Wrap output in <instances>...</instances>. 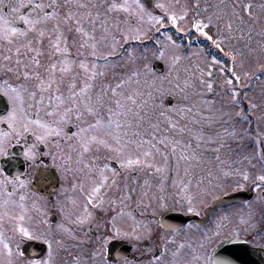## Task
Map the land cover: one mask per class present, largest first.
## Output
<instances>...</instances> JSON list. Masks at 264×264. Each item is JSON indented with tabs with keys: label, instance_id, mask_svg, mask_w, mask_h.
I'll use <instances>...</instances> for the list:
<instances>
[{
	"label": "flooded vegetation",
	"instance_id": "obj_1",
	"mask_svg": "<svg viewBox=\"0 0 264 264\" xmlns=\"http://www.w3.org/2000/svg\"><path fill=\"white\" fill-rule=\"evenodd\" d=\"M232 1L199 0L200 8L197 9L199 16L193 17L191 9L197 0H140L148 10L157 15L162 11L156 7L159 3L173 4L178 10L180 6H188L189 15L186 19L189 22L188 25H178L184 29L181 32L184 37L183 42L197 38L198 40L194 42L200 44V47H203L208 55H216L217 49L211 44V41L192 28V23L195 19L206 20L212 14L211 12L202 13L205 4L209 5L208 9H212L214 8L212 6L223 5V3L225 7L230 6ZM240 1V4L251 2V0ZM9 2H13V0H9ZM112 2L132 3L133 0H69L72 6L71 10L77 15L67 21L61 18L59 21L51 20L45 25H38L37 27L42 28L44 32L42 36L40 32L30 30L27 40L31 41V46L36 49V52L21 48L20 55L24 57V62L28 63L30 67L36 68V65L27 57H36L39 53L40 66L37 70L43 75L51 62L67 61L57 64L56 73L58 77L61 75L59 72L61 67L70 70L64 74V84L61 85V90L67 91L70 82V77L67 76H71L72 73H80L81 84L84 69L79 67L80 62L93 63V58L90 56L93 41L77 30L79 27H83L85 31L91 33V25L85 15L87 11H92L93 15L96 11L107 12L108 14L109 31L107 35L109 39L100 40L101 35L104 34L99 27L103 17L97 18L96 31L92 34L95 35L98 48L101 51L106 50L111 45L112 36L118 38L119 46L115 49L116 55L109 57V59L129 58L132 50L137 48V42H143L140 41L142 39L147 42L144 48L154 47L155 28L164 33L163 27L172 25L165 22L163 25L157 24L151 27L149 24L152 21H149L147 17L138 24L135 16H129L123 9L108 11L107 5ZM262 2L261 0L258 5ZM44 3H55L61 17L66 15L69 10L68 7H61L65 4V0H44ZM77 4H87L89 8H77ZM93 5L95 7H92ZM46 10L51 11V9ZM257 14L259 16V10ZM76 19H82L83 22L77 25ZM116 21H119L120 29L139 26L146 32V35L139 40L119 39L121 32L114 27ZM57 22L59 29L55 28ZM13 26L26 27L22 21H14ZM57 37L61 38L60 47L62 49L67 47L68 51L53 55L51 45L55 43ZM213 38L215 39L214 35ZM25 42V40L18 41L21 44ZM81 44H84V47H81ZM9 47L12 48L11 53L8 52ZM15 47V44L8 45L7 42H0V63H4L3 55H11L12 63L15 62ZM96 63L99 65V69L104 70L105 62L103 59H97ZM258 75L264 76V73L258 71ZM3 76L4 73L0 72V78ZM251 90L250 88L247 92ZM242 99L244 104L243 117L248 120L247 129L250 136L256 140L257 158L258 162L260 161L261 169L264 167L261 163V158L264 156V140L253 129L255 124L253 118L257 108H261V112H264V102L261 100L260 103L256 98H251V103H249L246 98ZM157 102L160 103L159 99ZM2 103L3 98H0V112L3 110ZM9 108L8 102L7 111ZM7 111L1 112L0 115H6ZM41 116L43 117V112ZM262 116L264 119V114ZM79 127H84L83 121L78 122L71 113L69 119L63 124L59 136H50L41 142H37L31 134H25L18 138H14L12 135L7 137L9 141L5 144L7 154L0 155V169H3V173H0V202L9 199L7 193L11 192L13 195L14 188H18V193L28 199L23 201V206L26 209L27 206L35 207L42 201L49 205L57 201L67 202L63 208L57 206L58 208L52 209V212L44 218L40 214L36 216L34 210L26 211L25 226L29 228V236L13 235L10 231L13 226L8 225L10 222L8 220L0 222V228L11 237L13 248L16 251L18 248L19 252L23 253V256L19 255L18 252L14 253V256L11 257L13 264H25V261L48 260L49 258L52 264H73L74 261L76 264H82L87 255L100 250L101 244L103 245L102 255L92 256L95 264H104V262L107 264H158L156 258H159L160 264H164L165 261L170 262L172 260V253L176 252L177 249H180L177 256L181 260L195 256L197 259L194 264H210L211 261L224 257L234 260L236 264H264V193L258 191L254 184L246 189L237 188L221 194H213L216 189L203 192V186H206L207 182L195 178L177 177L181 171H184L186 166L184 163L179 165V169H177L178 164H176L171 169L167 168L164 171H156L155 165L152 163H149L152 165L151 167L141 165L124 168L114 153L111 155L103 149L100 150L101 146L97 147L95 144L90 147V151L83 153V162L79 164L83 171H79L77 170V158L78 154L81 153V148L76 135ZM8 131L6 123H0V133ZM99 135L103 137V132H100ZM26 147L31 149V155L26 156L24 154ZM65 157L70 159L66 160ZM93 157H97V159L94 161ZM93 163L98 167L107 163L109 168L105 170L104 174L111 177L114 171L119 187H113L104 192V206L101 207L93 202L88 207L91 216L83 219L85 201L80 188L82 185L84 191L87 192L91 185L89 176L93 179L98 177V172L95 170L89 172L87 168L88 164ZM195 170L200 171L201 169ZM192 171L194 173V168ZM195 175L202 176L200 173ZM5 176L9 178L7 184L2 183ZM13 179L24 181V187L20 188L11 183ZM162 182L163 184L160 185ZM173 182H180L181 188L173 189L177 190L175 200L172 197L171 203L165 205L167 202L164 200L166 186ZM108 184H112L111 179H109ZM125 184L136 189L131 199L123 205L109 204V199L118 198L122 190H127L124 187ZM73 185L76 187L74 188ZM184 185H188V188L185 189ZM215 186L213 185V187ZM239 190L248 191L249 194L246 195V199L234 202H217L219 199ZM185 191H187V195H192L195 198V210L190 213L186 210L187 199L181 195ZM25 193H28L29 197ZM202 196L205 198L201 199ZM12 197L10 199H13ZM18 202H20V197H18ZM161 203L162 205H158ZM247 209L248 211L254 210L252 214L260 222L258 227L250 229L245 226L240 227L243 220L248 221L250 219L246 212ZM62 210L66 211L67 214L65 221H63ZM168 212L171 213L172 218L170 220L162 219L163 215ZM252 214L251 216L254 217ZM113 215L117 216L115 225L116 228L120 229L119 232L113 227ZM27 218H32L35 226H29L31 223L27 222ZM56 241H60V244L58 245ZM165 243L168 252L161 256ZM50 247L51 257H49Z\"/></svg>",
	"mask_w": 264,
	"mask_h": 264
},
{
	"label": "snow or ice",
	"instance_id": "obj_2",
	"mask_svg": "<svg viewBox=\"0 0 264 264\" xmlns=\"http://www.w3.org/2000/svg\"><path fill=\"white\" fill-rule=\"evenodd\" d=\"M261 9H264V3L258 5ZM57 5L55 3H44V0H0V42H7L8 45L15 44V53L16 60L12 63L11 55H3L4 63H0V72L4 73V76L0 78V93L5 95L10 104V108L7 111L6 115H0V123H6L9 131L0 133V155H6L5 144L9 141L7 137L12 135L14 138L24 136L25 134H31L35 137L37 142L45 141L50 136H59L62 132L63 124L69 119L71 113H75V117L79 122L81 117L91 116L92 122H85L84 127L78 128L79 146L81 148V153L78 154L77 158V170L83 171V168L79 167V164L83 162V153L90 151V146L95 144L97 147L103 146L106 149L111 150L116 157L119 159V163L124 168H131L133 166L147 165L149 164V157L152 156L153 150L159 151L156 148V145L153 143L155 135L151 138L144 139L140 137L138 139H132V136L138 135V128H131L133 122L139 124L138 120H134L136 116L139 115V112H133L132 108L137 107V99L135 94H125L123 86L126 84V79H119L114 85L111 83L101 84L100 88L93 94L92 89L95 87L94 81L97 77H103L105 71L99 69V65L96 63L97 59H103L105 65L108 63L109 57H115V49L119 46L118 38L112 36L111 45L104 51H101L98 48V42L96 41L95 33L97 26V18L103 17L100 21L99 27L104 33L101 35L100 40H108L107 35L109 27L107 24L108 14L107 12L101 13L96 11L93 15L92 11H87L85 15L88 17V23L91 25V33L85 31L83 27H79L77 30L85 37H89L93 43L91 45L92 51L90 56L93 58V63L91 68L88 64H85L83 61L80 62L79 67L84 69L82 86L77 87V78L81 75L80 73H72L70 82L67 87V94L61 91V85L64 84V74L68 73L70 70L66 67H61L59 72L61 75L57 76V64L66 63L67 61H53L49 64L48 68L45 70V74H41L37 69L40 66V60L38 58L39 53L36 57H27L28 60L32 61L36 68L30 67L28 63L24 62V57L20 55L21 48H24L31 52H36V49L32 48L31 41L27 40V36L30 30H35L40 32L42 36L44 34L42 28H38V25H45L51 20L59 21L61 18L64 20H70L77 13L71 10V5L69 0H65V4L61 7H68L67 14L61 17V14L57 11ZM77 8L88 9L87 4H77ZM92 7H95L94 5ZM157 8L162 10L159 15L148 10L145 7L144 3H141L140 0H133L132 3H116L112 2L107 5L108 11H115L123 9L128 13L129 16H135L137 23L142 22L145 17L149 21H155V23L163 25L165 22L172 25H179L184 19L189 15L188 6H180L179 10L173 4L170 3H159L156 5ZM209 5H204V10H207ZM217 10L209 15L205 23V19H195L192 23V28L196 32L200 33L206 37L211 44L215 46L216 49L224 51V47L229 50L225 55L230 56L232 60V68L228 78L224 80V84L229 86V92L232 95V99L235 101L238 94V89L236 85H233V80L239 84L241 77H248V71L243 70L245 60L251 57V54L254 52H259L261 56H264V27L261 28V41L258 45V48H252L248 45L244 47L247 49L248 57H245V53L238 51L236 48L232 47L233 39L238 37L246 36L248 41L251 42V33L253 32V26L256 23L254 16V4L251 2L241 3L239 5L232 4L225 8H220L219 6H212ZM200 8V2L197 0L194 7H192L193 17H198L199 12L197 9ZM46 9H51L47 11ZM222 17H228L224 21V28H218L213 35H209L208 31H205L206 28L210 27L216 21L221 20ZM252 20L251 23L248 21ZM14 21H22L26 26L24 28L13 26ZM82 19H76V24L80 25ZM127 23V21H125ZM241 25H246L247 32H245L244 27ZM114 27L121 32L119 39H133L139 40L142 36L146 35V32L142 30L139 26L137 27H128L127 29H120L119 21L114 23ZM56 29H59V23L55 25ZM180 31H184L183 28H179ZM19 40H25V43H18ZM169 41H172L171 36L168 37ZM61 38L57 37L55 43L51 45L52 54L67 52V47H60ZM87 43V41H85ZM157 44L160 41L156 42ZM175 45V41H172ZM222 45L224 47H222ZM84 47V44L80 45ZM178 47V46H177ZM161 57L164 55L163 48L159 49ZM8 52H12V48H8ZM240 57V68H237V58ZM174 61L181 59L179 55H174ZM210 63L207 64V75L208 77L212 76V68L214 65L222 64V61L217 59L216 55L209 56ZM227 66L219 67V72L224 73ZM258 71L264 73V63H260L258 66ZM239 71V74H237ZM203 74V72H202ZM132 76H138V72H132ZM11 80V82H10ZM204 86L211 91L212 82L201 81ZM111 93V95H109ZM128 102L131 103L132 107L128 106ZM251 103V102H249ZM43 112V117L41 113ZM130 117H132L130 119ZM176 125L173 124L172 127ZM131 128V132L129 129ZM100 132H103V137L99 135ZM111 139V143H109ZM147 145V147H145ZM199 146V145H198ZM222 146V145H221ZM175 149L176 145H172ZM31 155V149L26 147L25 153ZM64 159H70L65 157ZM94 161L97 157L92 158ZM261 163L264 165V156L261 158ZM87 168L89 172L95 170L99 173L98 177L93 179L89 176L91 180L90 189L85 192L83 186L81 185L80 191L84 194V205L83 212L85 215L83 219H87L91 216V213L88 212V207L95 202L101 207L104 206L105 196L104 192L109 191L113 187H119L116 180V173L113 171L111 177L105 175L104 172L109 168L107 163H104L102 167H98L95 163L88 164ZM159 171V169H155ZM0 173H3V169H0ZM226 175L239 176L241 180L248 181L250 179V173L242 170H235ZM209 181L208 186L202 189L203 192H208L209 189L215 190L213 187V174L208 173ZM109 179L112 180V184L109 185ZM214 179L219 180V177ZM2 183H9V178L4 177ZM11 183L15 184L17 187L23 188L24 181H17L13 179ZM252 183L255 185V188L258 191L264 193V167L260 169V173L255 176V179L252 180ZM147 184V181H145ZM217 185L216 187H218ZM239 187H243V184H239ZM75 188L76 185H73ZM125 189L120 192L118 198L109 199L108 203L112 205H123L126 201L130 200L132 195L135 193V188H130L125 184ZM184 188L187 189L188 185H184ZM15 191V188L13 189ZM183 198L187 199L186 210L187 212H193L194 207V196L187 195L186 193H181ZM12 193L8 192L7 197L0 202V222L5 221L6 219L10 221L13 225L10 230L13 235L19 234L21 237L29 236V228L25 226L27 211L23 206V201L25 197L20 196V211L17 213L14 209L10 208V205H15L16 201L11 200ZM117 219L116 215L112 216L113 227L117 232L120 231L119 228H116L115 221ZM78 220L80 218L78 217ZM171 239V238H169ZM59 245L60 241H56ZM183 247V246H181ZM103 250V245H100V250L96 251L90 255H87L83 260L82 264H95L92 259V256H101ZM180 249H177L176 252L172 253V260L165 261L164 264H194V261L197 259L195 256H192L190 259L181 260L178 258L177 254ZM19 255L23 256L22 252H19ZM168 252L167 244L161 252V256H164ZM7 254L8 260L6 264H13L11 257L14 255L13 246L11 243V237L5 234V231L0 228V254ZM51 247L49 252V257H51ZM158 264H160L159 258ZM2 264V262H0ZM25 264H52L51 259L48 260H34V261H25ZM73 264H76L74 261ZM107 264V262H104ZM210 264H236V262L228 257L218 258L210 262Z\"/></svg>",
	"mask_w": 264,
	"mask_h": 264
},
{
	"label": "rangeland",
	"instance_id": "obj_3",
	"mask_svg": "<svg viewBox=\"0 0 264 264\" xmlns=\"http://www.w3.org/2000/svg\"><path fill=\"white\" fill-rule=\"evenodd\" d=\"M260 1L251 0V3L255 6L254 12L256 13V16L252 18L256 23L251 33V42L248 41L246 36L238 37L232 41V47L245 53V57H248V53L244 46L248 45L252 48H258L262 39L260 33L261 28L264 27V9L258 6ZM262 1L264 3V0ZM240 2V0H233L232 4L239 5ZM217 6L225 8L224 3ZM216 10V8H207V11L202 9V13H213ZM258 10L259 16L257 14ZM227 18L222 17L219 21L214 19V23L206 28L205 31H208L209 35H213L218 28H224V21ZM186 19L179 24L187 26L189 22ZM206 22L207 20H205ZM248 22L251 23L252 20ZM156 25L155 21L149 24L151 27ZM177 27L181 28L180 26ZM241 27H244L246 29L245 32H247L246 25H241ZM169 36H171L172 41H175V45L168 40ZM176 38L177 33L175 31L156 33L155 39L160 41V43H155L154 47L141 48L137 46V48L132 50L129 58L108 59L107 65L104 63L105 75L96 78L92 92L94 94L101 84L111 83L114 85L119 79H126L127 82L121 90L125 94L136 95L137 107L132 108V111L139 112V115L134 118V120L139 121V124L133 122L131 125V128H138V135L132 136V139L140 137L148 139L153 134L155 135L153 143L159 151L153 150L152 156L148 158L149 163L155 165V169L158 168L159 171H164L167 168L171 169L176 164H178L177 169H179V165L184 163L186 165L185 169L177 177L184 179L195 178L207 182L206 186H203L204 189L208 186V173L211 172L213 174V185H219L214 187L216 190L213 191V194H221L237 188L246 189L253 184L252 180L260 173L261 165L257 158L256 140L250 136L247 129L248 120L243 117L244 104L242 98H246L249 100L248 102H250L251 98H256L260 103L261 100L264 102V76L258 75L257 70L259 64L264 63V56H261L257 51L245 60L243 70L248 71L249 75L248 77L242 76L239 84L233 80V85H236L238 89L237 98L234 101L229 92V86L224 84V80L229 77L232 68L231 57L225 55L229 49L222 45L224 51H221V53L218 51L217 53V59L222 61V64L214 65L212 76L208 77L206 66L210 63V59L203 47L195 46L192 43L189 50H185L184 47H188V43L177 41ZM161 48L164 50L163 57H161L159 51ZM174 55H179L181 59L174 61ZM155 59H160L165 63L166 71L164 73H159L152 69V63ZM240 59V57L237 58L238 69L240 68ZM86 64L91 68L92 62ZM222 66H227L224 73L219 72V67ZM132 72H138L139 75L132 76ZM237 74H239V71ZM71 76L67 77L71 79ZM202 80H211V91L204 86L201 82ZM80 86H82V81L80 84L79 76L77 78V87ZM250 88L252 90L249 91V94L247 91ZM61 91L65 95L67 94V91ZM169 95L174 98V103L171 106H167L164 103ZM250 95L255 96L251 97ZM158 99L160 103L157 102ZM128 106L132 107L130 102H128ZM253 108L254 105L252 103ZM72 114L75 116L74 112ZM263 114L264 112H261V108L256 109L253 118L255 122L253 129L264 140ZM80 121H83L85 126V122L91 123L92 118L91 116H84L81 117ZM173 124L176 126L172 127ZM129 132H131L130 129ZM111 142V139H109V143ZM173 144L176 145L175 149L172 147ZM102 149L110 154L113 153L103 146L100 147V150ZM193 168L194 173L192 171ZM195 169L201 170L197 171ZM237 169L249 172L251 174L250 179L243 181L238 175H226V173ZM196 173H200L202 176L198 177L195 175ZM215 177H219V180L214 179ZM238 182L243 184V187H239ZM162 184L163 182L160 185ZM180 188V182L169 183L166 186L164 200L167 202L165 205L171 203L172 197L175 200L174 197H176L175 192L177 190L173 189ZM13 192L12 198L14 200H11L16 201V204L9 207L18 213L20 211L18 197L21 194L18 193V188H15ZM25 195L29 197L28 193H25ZM203 195L206 196L205 194ZM204 196L201 199H204ZM25 200L28 199L26 198ZM66 205V201H57L52 205L44 204L42 201L35 207L27 206V211H30V209L31 211L34 210L36 216L40 214L44 218V216L52 212V209L63 208ZM158 205H162V203ZM246 212L250 216L249 222L243 220L240 227L245 226L247 229L258 227L260 222L252 214L254 210L248 211L247 209ZM62 216L63 221H65L64 219H67L66 211L62 210ZM27 222L31 223L29 226H35L32 218H27ZM8 225L13 226L11 222ZM15 252L17 251L13 248V253ZM7 260L6 253L0 254V262L2 264H5Z\"/></svg>",
	"mask_w": 264,
	"mask_h": 264
},
{
	"label": "water",
	"instance_id": "obj_4",
	"mask_svg": "<svg viewBox=\"0 0 264 264\" xmlns=\"http://www.w3.org/2000/svg\"><path fill=\"white\" fill-rule=\"evenodd\" d=\"M153 68L155 70H157L158 72H163L165 70V65L161 62V61H155L154 64H153ZM0 98H3V103H2V111L1 112H4L6 109H7V100L0 94ZM167 105H172L173 104V97L172 96H169L165 102ZM0 112V113H1ZM247 194L244 190H240L236 193H233L225 198H221L219 199L217 202L218 203H222V202H229V201H235V200H238L240 198L242 199H245L246 196H243ZM172 218V215L170 212L168 213H165L162 217V219H171Z\"/></svg>",
	"mask_w": 264,
	"mask_h": 264
}]
</instances>
